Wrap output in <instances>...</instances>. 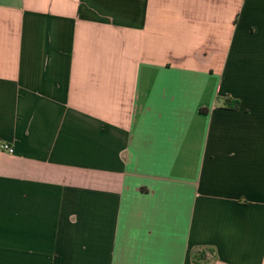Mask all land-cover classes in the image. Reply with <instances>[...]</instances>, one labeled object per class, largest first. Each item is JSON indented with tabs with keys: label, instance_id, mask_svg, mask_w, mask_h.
<instances>
[{
	"label": "crops",
	"instance_id": "0c3cea01",
	"mask_svg": "<svg viewBox=\"0 0 264 264\" xmlns=\"http://www.w3.org/2000/svg\"><path fill=\"white\" fill-rule=\"evenodd\" d=\"M1 144L0 264H264V0H0Z\"/></svg>",
	"mask_w": 264,
	"mask_h": 264
},
{
	"label": "trees",
	"instance_id": "16d2710c",
	"mask_svg": "<svg viewBox=\"0 0 264 264\" xmlns=\"http://www.w3.org/2000/svg\"><path fill=\"white\" fill-rule=\"evenodd\" d=\"M237 102H235V105H233V108H235L237 106ZM192 260L194 264H199L200 262L202 264H207L208 262L205 259V252H199L198 254H194L192 256Z\"/></svg>",
	"mask_w": 264,
	"mask_h": 264
},
{
	"label": "built area",
	"instance_id": "2783aa9c",
	"mask_svg": "<svg viewBox=\"0 0 264 264\" xmlns=\"http://www.w3.org/2000/svg\"><path fill=\"white\" fill-rule=\"evenodd\" d=\"M0 151H2V152L12 153L13 150H12L8 145H6V144H1V145H0Z\"/></svg>",
	"mask_w": 264,
	"mask_h": 264
}]
</instances>
